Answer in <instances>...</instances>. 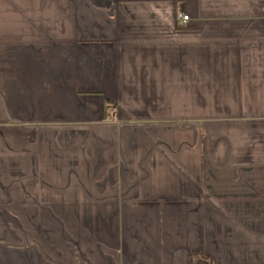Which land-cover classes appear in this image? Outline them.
<instances>
[{"label":"crops","instance_id":"crops-1","mask_svg":"<svg viewBox=\"0 0 264 264\" xmlns=\"http://www.w3.org/2000/svg\"><path fill=\"white\" fill-rule=\"evenodd\" d=\"M0 264H264V0H0Z\"/></svg>","mask_w":264,"mask_h":264},{"label":"built area","instance_id":"built-area-1","mask_svg":"<svg viewBox=\"0 0 264 264\" xmlns=\"http://www.w3.org/2000/svg\"><path fill=\"white\" fill-rule=\"evenodd\" d=\"M179 19H180L181 21H186V20H188V16H187V15H180V16H179Z\"/></svg>","mask_w":264,"mask_h":264}]
</instances>
